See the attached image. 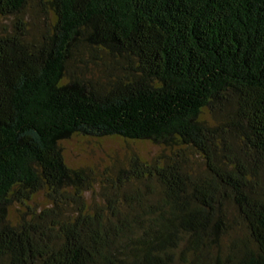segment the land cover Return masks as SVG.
<instances>
[{
    "label": "trees",
    "instance_id": "obj_1",
    "mask_svg": "<svg viewBox=\"0 0 264 264\" xmlns=\"http://www.w3.org/2000/svg\"><path fill=\"white\" fill-rule=\"evenodd\" d=\"M35 8L55 22L29 39ZM0 17V264H264V0H0ZM75 136L171 155L132 158L90 206Z\"/></svg>",
    "mask_w": 264,
    "mask_h": 264
},
{
    "label": "rangeland",
    "instance_id": "obj_2",
    "mask_svg": "<svg viewBox=\"0 0 264 264\" xmlns=\"http://www.w3.org/2000/svg\"><path fill=\"white\" fill-rule=\"evenodd\" d=\"M14 18L0 17V33H10L14 25ZM24 22L29 33V39L38 38L46 28H52L54 20L52 12L43 10L25 11ZM88 75L95 80L105 81L106 74L103 67L89 66ZM66 164L74 169H87L94 172L97 179L92 190L85 194V199L90 206L102 203V184L104 176L115 177L119 171L128 168L132 158L138 157L145 162H152L162 155H171L169 150L146 141L125 140L120 137H82L75 136L61 143ZM42 209L50 206L44 192L37 195L30 204ZM25 208L15 204L10 208L9 217L17 222Z\"/></svg>",
    "mask_w": 264,
    "mask_h": 264
}]
</instances>
